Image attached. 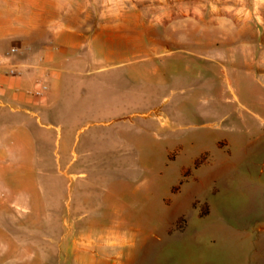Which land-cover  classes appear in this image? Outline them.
<instances>
[{
  "label": "rangeland",
  "instance_id": "rangeland-1",
  "mask_svg": "<svg viewBox=\"0 0 264 264\" xmlns=\"http://www.w3.org/2000/svg\"><path fill=\"white\" fill-rule=\"evenodd\" d=\"M99 4L48 107L1 108L0 264H264V0Z\"/></svg>",
  "mask_w": 264,
  "mask_h": 264
},
{
  "label": "crops",
  "instance_id": "crops-1",
  "mask_svg": "<svg viewBox=\"0 0 264 264\" xmlns=\"http://www.w3.org/2000/svg\"><path fill=\"white\" fill-rule=\"evenodd\" d=\"M4 1V6L0 5V127L7 123L5 117L8 111H25L33 116L35 111L46 109L57 80V66L88 63L87 47L89 41L97 36V29L104 27L108 21L118 22L117 17L122 14L120 7L96 6V0H12V4L9 0ZM97 16L104 19L97 21ZM243 42V47L247 49H254V52L258 49L255 53L259 56L247 62L245 71L251 73V66L254 65L264 73V29L248 33ZM13 45L23 49L29 47L24 53L8 59L22 68L20 76L4 74L7 60L1 54ZM37 79L48 85L42 96L29 93ZM2 98L9 102H4ZM9 103L31 105L36 110L22 106H10L8 111L1 109ZM3 218L9 223L16 222L15 216L7 215L0 216V224L5 222ZM5 234L13 238L9 228ZM0 250L1 253L8 251L9 245L0 243Z\"/></svg>",
  "mask_w": 264,
  "mask_h": 264
},
{
  "label": "built area",
  "instance_id": "built-area-1",
  "mask_svg": "<svg viewBox=\"0 0 264 264\" xmlns=\"http://www.w3.org/2000/svg\"><path fill=\"white\" fill-rule=\"evenodd\" d=\"M29 50V47L27 46L26 48H22L17 45H13L9 48L8 51L5 53L1 54V57L7 60V66L4 69V74L9 75V76H20L23 73L22 68L17 65L15 62H9L8 59H10L11 56L22 54L25 51L24 50ZM48 89V85L46 82L43 80L37 79L35 81V85L32 89L29 90V93L35 96H42L45 94V92Z\"/></svg>",
  "mask_w": 264,
  "mask_h": 264
},
{
  "label": "bare ground",
  "instance_id": "bare-ground-1",
  "mask_svg": "<svg viewBox=\"0 0 264 264\" xmlns=\"http://www.w3.org/2000/svg\"><path fill=\"white\" fill-rule=\"evenodd\" d=\"M162 13V12H161ZM227 15V14H226ZM159 17V16H158ZM163 20V19H162ZM218 20V18L217 19H215V16H214V18H212L211 19V21H217ZM209 23V22H208Z\"/></svg>",
  "mask_w": 264,
  "mask_h": 264
}]
</instances>
